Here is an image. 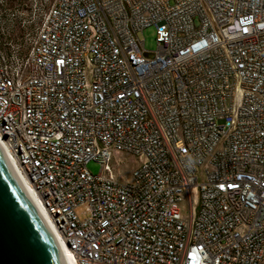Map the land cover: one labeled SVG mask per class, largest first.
I'll return each instance as SVG.
<instances>
[{"label":"built area","instance_id":"obj_1","mask_svg":"<svg viewBox=\"0 0 264 264\" xmlns=\"http://www.w3.org/2000/svg\"><path fill=\"white\" fill-rule=\"evenodd\" d=\"M5 45L1 144L78 264H264V0H54Z\"/></svg>","mask_w":264,"mask_h":264},{"label":"water","instance_id":"obj_2","mask_svg":"<svg viewBox=\"0 0 264 264\" xmlns=\"http://www.w3.org/2000/svg\"><path fill=\"white\" fill-rule=\"evenodd\" d=\"M0 264H68L60 241L1 142Z\"/></svg>","mask_w":264,"mask_h":264},{"label":"rangeland","instance_id":"obj_3","mask_svg":"<svg viewBox=\"0 0 264 264\" xmlns=\"http://www.w3.org/2000/svg\"><path fill=\"white\" fill-rule=\"evenodd\" d=\"M54 0H20L14 8H9L4 0H0V4L5 5L8 9L7 16H2L1 27L10 30L13 44L23 45L24 49H28L35 36L36 32L31 28L32 24L39 25L44 14L48 11ZM140 39L145 41V49L150 52L157 50L156 33L154 28H148L143 34H140ZM153 54H150L152 57ZM140 159L130 154L114 155L111 165L113 171L120 182H130L132 179L133 169L139 166ZM88 169L93 174H98L101 167L96 163H90ZM182 219L188 220L190 211L187 200L180 204ZM78 214L81 218L87 216L86 206L78 208Z\"/></svg>","mask_w":264,"mask_h":264},{"label":"trees","instance_id":"obj_4","mask_svg":"<svg viewBox=\"0 0 264 264\" xmlns=\"http://www.w3.org/2000/svg\"><path fill=\"white\" fill-rule=\"evenodd\" d=\"M4 2L6 3L7 6H9V8H14V6L16 4H18L20 2V0H4ZM52 5V4H51ZM7 9L5 7V5L3 4H0V14H2V16H7L6 14L7 13H4L3 14V11ZM38 25L36 24H32L31 28L33 29V31L36 32V29H37ZM5 27H1L0 26V40L2 41V46H3V50H5L6 52H9L12 47L10 45H5V43H8L10 42L13 46H15L12 42H13V39H12V36H11V33H10V30H8L7 28L4 29Z\"/></svg>","mask_w":264,"mask_h":264},{"label":"bare ground","instance_id":"obj_5","mask_svg":"<svg viewBox=\"0 0 264 264\" xmlns=\"http://www.w3.org/2000/svg\"><path fill=\"white\" fill-rule=\"evenodd\" d=\"M1 140H2V139H1V137H0V142H1ZM25 185H26V184H25ZM26 186H27V189H28V191L30 192L31 196H33L35 202L37 203L39 209L41 210V212L43 213V215H44V217H45V211H44V209L42 208V206H41V204L39 203V201L36 199L35 195H33V189H32V187H31L30 185H26ZM45 218H46V217H45ZM50 226H51V225H50ZM51 228H52V230L54 231V227L51 226ZM54 233H55V231H54ZM59 241H60V240H59ZM60 244H61V246H62V248H63V251H64V254H65V257H66L67 263H68V264H78V262H77V260H76V258H75V256H74V254H73V252H72V251L66 246V244L62 243L61 241H60Z\"/></svg>","mask_w":264,"mask_h":264}]
</instances>
